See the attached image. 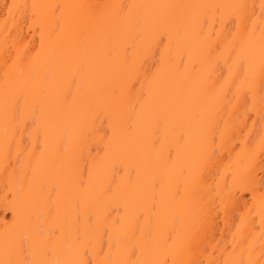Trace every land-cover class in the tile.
<instances>
[{
	"label": "snow or ice",
	"instance_id": "1",
	"mask_svg": "<svg viewBox=\"0 0 264 264\" xmlns=\"http://www.w3.org/2000/svg\"><path fill=\"white\" fill-rule=\"evenodd\" d=\"M0 264H264V0H0Z\"/></svg>",
	"mask_w": 264,
	"mask_h": 264
},
{
	"label": "bare ground",
	"instance_id": "2",
	"mask_svg": "<svg viewBox=\"0 0 264 264\" xmlns=\"http://www.w3.org/2000/svg\"><path fill=\"white\" fill-rule=\"evenodd\" d=\"M249 123H251V122H249ZM230 239V238H229Z\"/></svg>",
	"mask_w": 264,
	"mask_h": 264
}]
</instances>
